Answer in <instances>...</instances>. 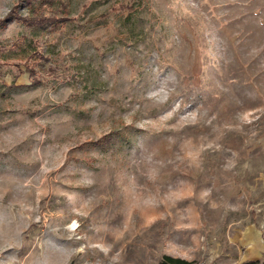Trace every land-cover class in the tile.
Segmentation results:
<instances>
[{
  "label": "rangeland",
  "instance_id": "rangeland-1",
  "mask_svg": "<svg viewBox=\"0 0 264 264\" xmlns=\"http://www.w3.org/2000/svg\"><path fill=\"white\" fill-rule=\"evenodd\" d=\"M42 1L0 0V264H264V0Z\"/></svg>",
  "mask_w": 264,
  "mask_h": 264
},
{
  "label": "trees",
  "instance_id": "trees-1",
  "mask_svg": "<svg viewBox=\"0 0 264 264\" xmlns=\"http://www.w3.org/2000/svg\"><path fill=\"white\" fill-rule=\"evenodd\" d=\"M53 0H43L42 2H52ZM34 18H29V20L27 21L28 22V25L30 26H36V22H34L36 19H35V16H33ZM38 23H40V25H43V23H41V21H37ZM158 264H197L196 262L194 261H188L186 259H183V258H180V257H174L172 255H168V254H165L161 259L160 261L158 262ZM247 264H259L257 263L256 261H253V262H249Z\"/></svg>",
  "mask_w": 264,
  "mask_h": 264
}]
</instances>
